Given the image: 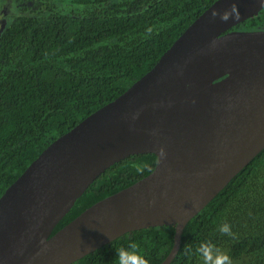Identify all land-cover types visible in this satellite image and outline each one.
Instances as JSON below:
<instances>
[{"label": "water", "instance_id": "95a60500", "mask_svg": "<svg viewBox=\"0 0 264 264\" xmlns=\"http://www.w3.org/2000/svg\"><path fill=\"white\" fill-rule=\"evenodd\" d=\"M233 8L238 19L210 15ZM262 8L213 1L146 73L48 144L0 195V264H72L124 234L173 227L169 264L186 223L264 148V30H230ZM143 154L150 173L50 235L104 170Z\"/></svg>", "mask_w": 264, "mask_h": 264}, {"label": "trees", "instance_id": "16d2710c", "mask_svg": "<svg viewBox=\"0 0 264 264\" xmlns=\"http://www.w3.org/2000/svg\"><path fill=\"white\" fill-rule=\"evenodd\" d=\"M213 1L12 0L16 15L0 30V195L48 144L146 73ZM230 30H264V8ZM154 164L151 154L112 164L50 235ZM224 223L233 236L218 231ZM172 235L173 227L130 232L72 264H117L116 250L130 242L160 264ZM203 242L233 264H264V148L186 223L169 264H202L186 249Z\"/></svg>", "mask_w": 264, "mask_h": 264}, {"label": "clouds", "instance_id": "9594fccd", "mask_svg": "<svg viewBox=\"0 0 264 264\" xmlns=\"http://www.w3.org/2000/svg\"><path fill=\"white\" fill-rule=\"evenodd\" d=\"M211 17L219 16L221 21L227 22L231 19H238V11L233 8L231 11L225 10L221 12L217 9H212ZM160 155H164L161 149ZM218 231L226 236H233L231 226L227 223L220 225ZM186 254L196 255L202 264H233L231 257L227 252L221 250L211 242H203L199 244L194 252L191 248L186 249ZM117 264H148V261L140 254L139 247L135 242H130L127 248H119L116 250Z\"/></svg>", "mask_w": 264, "mask_h": 264}, {"label": "rangeland", "instance_id": "374dc122", "mask_svg": "<svg viewBox=\"0 0 264 264\" xmlns=\"http://www.w3.org/2000/svg\"><path fill=\"white\" fill-rule=\"evenodd\" d=\"M2 2H3V0H0V4ZM4 9L6 10V12H5V17H3L0 20V30H2L4 27H6V25L10 22V20L13 18V16L16 15L12 0H7L4 3Z\"/></svg>", "mask_w": 264, "mask_h": 264}, {"label": "flooded vegetation", "instance_id": "af4514ba", "mask_svg": "<svg viewBox=\"0 0 264 264\" xmlns=\"http://www.w3.org/2000/svg\"><path fill=\"white\" fill-rule=\"evenodd\" d=\"M7 0H3V2L0 4V20L5 17V12L6 10L4 9V3L6 2Z\"/></svg>", "mask_w": 264, "mask_h": 264}]
</instances>
